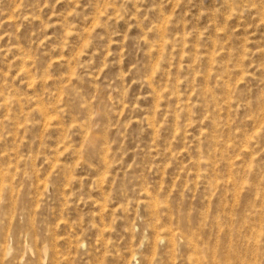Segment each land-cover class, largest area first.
Returning a JSON list of instances; mask_svg holds the SVG:
<instances>
[{"label": "rangeland", "instance_id": "obj_1", "mask_svg": "<svg viewBox=\"0 0 264 264\" xmlns=\"http://www.w3.org/2000/svg\"><path fill=\"white\" fill-rule=\"evenodd\" d=\"M0 264H264V0H0Z\"/></svg>", "mask_w": 264, "mask_h": 264}]
</instances>
